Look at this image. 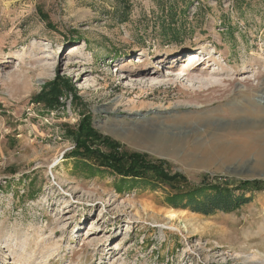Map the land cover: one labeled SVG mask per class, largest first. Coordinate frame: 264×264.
Listing matches in <instances>:
<instances>
[{"label": "rangeland", "instance_id": "obj_1", "mask_svg": "<svg viewBox=\"0 0 264 264\" xmlns=\"http://www.w3.org/2000/svg\"><path fill=\"white\" fill-rule=\"evenodd\" d=\"M262 108L264 0H0V264H264V184L238 190L264 154L216 149ZM81 127L249 202L174 209L156 174L76 157Z\"/></svg>", "mask_w": 264, "mask_h": 264}, {"label": "trees", "instance_id": "obj_2", "mask_svg": "<svg viewBox=\"0 0 264 264\" xmlns=\"http://www.w3.org/2000/svg\"><path fill=\"white\" fill-rule=\"evenodd\" d=\"M86 127V126H85ZM81 129V141L80 137L75 142V154L79 156L80 160L95 159L100 167H106L111 169L116 176H120L123 179H132L145 181L148 180L146 176L150 173L157 175L158 183L165 184L169 189L168 197L166 198L167 204L174 209L186 210L201 214L204 216L214 215L217 212L231 213L249 202L244 194L234 195V191L220 185L207 184L204 180L201 185L194 186H181L187 184L182 179L177 182L178 177L172 176L168 178L164 173V168L160 163H148L143 157L136 154L118 153L114 146L110 149V152L100 156L94 153L96 150L92 147H96L93 142H98L99 137L94 131H88L87 129ZM101 139V138H100ZM105 147L109 145L107 139H101ZM87 142L89 147L87 146ZM100 146V145H99ZM97 155V157H96ZM177 176V175H175ZM145 183V182H144ZM152 183V182H148ZM262 182H243L238 186V190L245 192L250 187L258 189L263 186Z\"/></svg>", "mask_w": 264, "mask_h": 264}, {"label": "bare ground", "instance_id": "obj_3", "mask_svg": "<svg viewBox=\"0 0 264 264\" xmlns=\"http://www.w3.org/2000/svg\"><path fill=\"white\" fill-rule=\"evenodd\" d=\"M246 94L247 93L245 91H239V93H238V95H246ZM248 100H249L248 104L247 103L242 104V108H244V109L247 108L246 112L249 113V117L251 119L261 118L260 116H262L261 114L263 111L260 110L261 109L260 104H257L256 102H254L253 99H248ZM251 108H254V110H249ZM262 109H264V108H262ZM233 144L230 142L221 143L220 145H218V148H216V149L219 150L218 153L219 152L220 153L221 152L222 153H228L232 158L233 157H248L252 153H256L259 158H262V156L264 154V134L262 133V131L258 130L255 127L253 128V130L247 132V134L239 136L238 140H236V141L233 140ZM180 213H182V212L174 211V210H168L166 213V216L170 220H174V219H177L179 217Z\"/></svg>", "mask_w": 264, "mask_h": 264}]
</instances>
